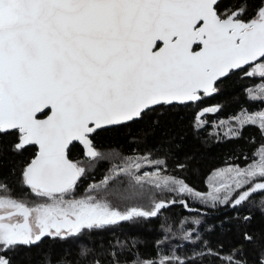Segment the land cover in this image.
Here are the masks:
<instances>
[{"label": "snow or ice", "instance_id": "obj_1", "mask_svg": "<svg viewBox=\"0 0 264 264\" xmlns=\"http://www.w3.org/2000/svg\"><path fill=\"white\" fill-rule=\"evenodd\" d=\"M237 73L259 78L247 91L253 100L264 99V0H0V155L5 137L12 138L13 154L35 149L20 169V186L42 201L28 203L0 182V264H13L18 249L37 247L45 238L68 240L157 217L177 203L156 199L146 185L232 208L264 193V145L246 167L214 173L207 193L160 171L138 174L145 163L163 166L164 160L123 158L94 146L95 135L114 126H158L164 110L217 93L218 82ZM216 111L218 106L202 110L197 121L202 125L200 117ZM234 119L238 129L229 127L228 135L253 125L264 136V111L242 110ZM77 145L86 164L72 158ZM100 159L122 163L77 197L78 183ZM113 199H142L147 206L121 210ZM242 238L259 244L255 264H264V236L257 241L244 230ZM201 243L190 258L136 264H197L207 257L249 264L242 249L225 254L222 245ZM46 264L73 262L52 257Z\"/></svg>", "mask_w": 264, "mask_h": 264}, {"label": "trees", "instance_id": "obj_2", "mask_svg": "<svg viewBox=\"0 0 264 264\" xmlns=\"http://www.w3.org/2000/svg\"><path fill=\"white\" fill-rule=\"evenodd\" d=\"M225 2L231 3V0ZM259 83V78L232 74L218 82L217 93L195 103L164 110L159 115L158 126L148 121L127 128L114 126L95 135L94 146L101 153L118 152L123 158L148 156L152 160H164L166 164L163 166L145 163L138 174L160 171L161 175L183 179L196 191L207 193L213 171L229 165L246 167L257 159L255 154L264 145V136L257 126H244L239 129L238 136L227 134L229 127L234 131L238 129L234 117L240 115L242 110L248 113L264 111V99L253 100L247 91L249 88L255 89ZM216 106L219 111L206 112L200 117L203 121L201 125L197 121L201 108ZM221 124L228 127L224 128ZM11 139L5 137L3 141L0 182L8 185L12 190L11 195L39 203L40 198L32 196L27 188L20 186V169L35 149L29 148L23 155L13 154L8 150ZM80 150L77 145L73 149L74 156L86 164L87 160L80 156ZM120 163L121 159L94 162V167L88 169L81 179V187L87 189L90 184L99 183L114 164ZM178 165L185 167L181 169ZM146 187L152 190L156 199H183L188 207L173 204L157 217L86 230L68 240L45 238L37 247L18 249L13 254V264H46L52 257L70 260L73 264H96L97 261L99 264L158 262L164 256L190 258L194 251L203 248L201 241H207L213 249L222 245L225 254L230 249H242L249 264H255L260 246L243 240L242 231L246 230L257 241L264 236V193H254L243 205L232 208L220 204L213 206L211 202L203 203L193 197L177 196L166 191L161 193L151 185ZM112 202L121 210L126 206H147V201L142 199H113ZM245 216L252 217L250 223L243 222ZM185 236L190 238L185 239ZM197 264H220V261L207 257L203 261L198 260Z\"/></svg>", "mask_w": 264, "mask_h": 264}, {"label": "flooded vegetation", "instance_id": "obj_3", "mask_svg": "<svg viewBox=\"0 0 264 264\" xmlns=\"http://www.w3.org/2000/svg\"><path fill=\"white\" fill-rule=\"evenodd\" d=\"M80 147V146H79ZM80 149H81V147H80ZM80 156H83L82 155V149L80 150ZM72 158L74 159V160H77L76 158H75V156H74V152L72 153ZM84 191H86V189L84 188H82L81 187V184H80V182L78 183V187H77V189H76V195H81V194H83V192Z\"/></svg>", "mask_w": 264, "mask_h": 264}, {"label": "rangeland", "instance_id": "obj_4", "mask_svg": "<svg viewBox=\"0 0 264 264\" xmlns=\"http://www.w3.org/2000/svg\"><path fill=\"white\" fill-rule=\"evenodd\" d=\"M224 128H227L228 126L227 125H224V124H221ZM226 168V167H225ZM222 169V168H221ZM218 170H220V169H218ZM218 170H215V171H213L212 173H211V175H210V178H209V182H208V185L210 184V183H212L213 182V177H214V173H216ZM147 172H155L154 170H150V171H147ZM216 179H219L218 177L216 178ZM209 191H210V188H209ZM42 202V201H41ZM28 203H32V204H34L33 202H28Z\"/></svg>", "mask_w": 264, "mask_h": 264}, {"label": "water", "instance_id": "obj_5", "mask_svg": "<svg viewBox=\"0 0 264 264\" xmlns=\"http://www.w3.org/2000/svg\"><path fill=\"white\" fill-rule=\"evenodd\" d=\"M204 109H206L205 107L204 108H201V110H200V112L202 111V110H204ZM80 146V145H79ZM81 147V149H82V155H83V157H84V150H83V148H82V146H80ZM85 158V157H84ZM177 201V203H175V204H181L179 201L180 200H176Z\"/></svg>", "mask_w": 264, "mask_h": 264}]
</instances>
